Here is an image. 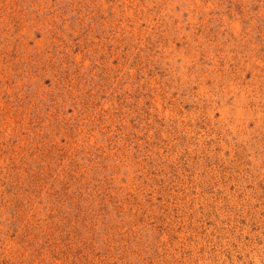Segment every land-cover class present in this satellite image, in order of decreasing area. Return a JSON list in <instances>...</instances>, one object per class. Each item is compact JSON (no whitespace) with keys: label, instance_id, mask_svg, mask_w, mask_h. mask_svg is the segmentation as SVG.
<instances>
[{"label":"rangeland","instance_id":"obj_1","mask_svg":"<svg viewBox=\"0 0 264 264\" xmlns=\"http://www.w3.org/2000/svg\"><path fill=\"white\" fill-rule=\"evenodd\" d=\"M0 264H264V0H0Z\"/></svg>","mask_w":264,"mask_h":264}]
</instances>
